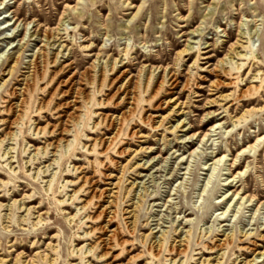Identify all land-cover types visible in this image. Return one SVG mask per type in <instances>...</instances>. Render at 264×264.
Segmentation results:
<instances>
[{
  "label": "rangeland",
  "instance_id": "rangeland-1",
  "mask_svg": "<svg viewBox=\"0 0 264 264\" xmlns=\"http://www.w3.org/2000/svg\"><path fill=\"white\" fill-rule=\"evenodd\" d=\"M56 28L66 54L60 63H71L62 72L53 63L58 50L45 48V33ZM237 38L246 47L243 58L221 63ZM186 46L192 49L184 51ZM38 52L46 55L43 71L33 78L34 92L10 140L15 108L7 109L19 100L11 92L22 87ZM115 61L120 63L112 71ZM164 73L176 80L175 87L169 77L157 89ZM71 75L69 98L56 88ZM84 83L85 94H75ZM124 83L137 97L133 114L121 119L128 100L115 89ZM68 98L79 108L71 123L65 121L71 109L58 107ZM169 99L174 103L165 105ZM176 104L181 105L171 112ZM65 125L67 143L54 149ZM5 137L2 264H216L221 253L220 264H264L258 255L264 252V0H0V138ZM104 139L111 140L107 150ZM86 178L99 191L120 182L113 198L90 200L82 210L92 195L90 183L77 191ZM110 200L114 213L95 220L98 207ZM135 202L132 227L126 210ZM109 215L115 218L106 231L87 235ZM113 230L110 256L103 258L99 247L88 253ZM227 234L232 244L219 251ZM183 238L188 246L179 254Z\"/></svg>",
  "mask_w": 264,
  "mask_h": 264
},
{
  "label": "bare ground",
  "instance_id": "bare-ground-1",
  "mask_svg": "<svg viewBox=\"0 0 264 264\" xmlns=\"http://www.w3.org/2000/svg\"><path fill=\"white\" fill-rule=\"evenodd\" d=\"M214 1V0H213ZM59 29L60 28H56L55 30H54V33L53 34H48V33H45V41H46V49H49V50H53V49H55V50H58L57 51V53H55V54H53L54 56V60H53V63L55 64V63H60V58H65V55H64V51H65V46L64 45H62V41H60L61 40V38H58V31H59ZM48 34V35H47ZM242 38H237L236 40H235V42L233 43V44H231V46L229 47V51H228V54H227V58H225L223 61H221V63L223 62H226V61H228V60H230V61H232V59H234V58H243V56L241 55V53L243 52V50L246 48V47H244L243 46V42H242V40H241ZM25 40V39H24ZM188 46H186V49L184 50V51H187V50H191L192 48L191 47H188ZM241 49V51H239ZM67 51V50H66ZM41 52V51H40ZM40 52H38V54L37 55H33L32 56V60H31V66H33L32 68H33V70L31 71V72H29L28 73V76H26L24 79V82H23V84H22V87H20L19 89H15L14 91H12L11 92V95H17L18 96V102L17 103H13V104H11V105H9V107H8V109H7V111H10L12 108H15L14 109V114H13V116H14V119L12 120V121H10L9 122V130H8V132L6 133V137H8V139H10V140H13V136H14V131L12 132L11 130L12 129H14L13 127H14V125H17L18 123H19V120L21 119V117H22V113H23V109H24V107H25V105L27 104V102H28V94H29V92L31 91V92H34V77H36V74L39 72V69H40V72L42 73V69L41 68H39L40 66L42 67V63H44V55L45 54H41ZM204 53H207V52H204ZM40 54V55H39ZM43 55V56H42ZM46 56V55H45ZM233 57V58H232ZM97 58H99V57H97ZM212 58V56H208V57H206V58H204V59H211ZM66 59V58H65ZM112 59V58H111ZM98 60V59H97ZM100 60V59H99ZM96 61L97 62V64L94 66V68H95V70L96 69H98V68H100V61ZM107 60V59H106ZM117 60V59H116ZM43 61V62H42ZM46 61V60H45ZM65 61L66 60H64L63 61V63H65ZM119 61V60H118ZM18 63H19V56L18 57H16V58H14V60H13V63H12V65L9 67V70H8V75H12V73H13V71H15V69H16V67H17V65H18ZM118 63H120V62H118ZM116 61L114 62V65L112 66V68H111V70L113 71L114 70V68L116 67V64H118ZM122 63V62H121ZM93 64V63H92ZM105 64H107V63H104V66H105ZM60 65H61V68L58 70V71H67L70 67H71V63H65L64 65H62V63H60ZM45 66V65H44ZM103 66V65H102ZM111 67V66H110ZM238 67H240V66H238ZM93 68V69H94ZM103 68V69H102ZM124 68V67H123ZM92 69V70H93ZM104 69H105V67H101V77L102 78H104V75H105V72L106 71H104ZM242 68L240 67L239 68V70H241ZM87 70V69H86ZM95 70H94V72H95ZM155 71V70H154ZM54 72V71H53ZM86 72V71H85ZM84 72V73H85ZM91 72V71H90ZM152 72V71H151ZM92 73V72H91ZM110 73V72H109ZM124 73H125V71H122L120 74H119V76H117L115 79H113V81H112V83H110L111 85H113V84H115V83H118V80H119V78L120 77H122V75H124ZM153 73V72H152ZM152 73H151V75H150V77H149V80H150V78H151V76H152ZM226 73V72H225ZM95 74H96V72H95ZM126 74V73H125ZM167 74V73H166ZM39 75H40V73H39ZM85 75H87V73L85 74ZM88 76V75H87ZM86 76V77H87ZM90 76V75H89ZM99 76V75H98ZM218 76V75H217ZM85 77V78H86ZM90 77H94V75L92 76H90ZM111 77V76H110ZM170 77V86H173V87H175L176 86V80L175 79H173V77H172V75L170 76V75H165V73L163 74V77H162V80L160 81L159 79V84H158V86H157V89L158 88H160L161 86H163L164 85V83L166 82V80L168 79ZM52 78V77H51ZM84 78V77H83ZM124 78V77H123ZM41 79V78H40ZM101 79V78H100ZM124 79H126V78H124ZM58 80V79H57ZM84 80V79H83ZM90 80H92L91 78H90ZM103 80L104 79H101V82L100 83H102L103 84ZM131 80V79H130ZM222 80V79H221ZM93 81V80H92ZM92 81H89V80H87V81H85V82H87L88 84H90V82H92ZM117 81V82H116ZM139 81V80H138ZM219 81V80H218ZM6 82V81H5ZM5 82L4 83H2L3 85L5 84ZM187 82V81H186ZM220 82V81H219ZM231 82V81H230ZM230 82H229V84H230ZM49 83H50V81H49ZM99 83V82H98ZM126 83H128V81L126 82ZM129 83H130V81H129ZM128 83V84H129ZM147 83V82H146ZM167 83V82H166ZM221 83V82H220ZM32 84H33V86H32ZM101 84V85H102ZM92 85V84H91ZM99 85V84H98ZM109 85V84H108ZM83 87H78V88H76L75 89V94H77V95H82V94H85V89L87 88V84L86 83H84L83 85H82ZM137 87V86H136ZM146 87V86H145ZM100 88V87H99ZM56 89H59L60 90V93L62 94V96L64 95V96H67V97H69L70 98V94L73 92V90H74V82H73V76L71 75V76H69V77H67V79H65V80H62L61 82H59V84H58V86H57V88ZM113 90V89H112ZM115 93H118V92H120V93H122L123 94V97L121 98L122 100H124V99H127L128 101V107L126 108V110L122 113V115L120 116V118L121 119H124L125 117H128L129 115H131V114H133V112H134V109H135V105L136 104H134L135 103V101H136V97H135V95L132 93V91L130 90V89H128V87L126 86V84L124 83V84H122V85H120V86H118V87H116V89H115ZM145 91V90H144ZM154 91V90H153ZM172 92V91H171ZM51 93H52V91H51ZM89 93V92H88ZM156 93V92H155ZM174 93V92H173ZM244 94H245V92H243ZM73 94V93H72ZM112 94H114V93H112ZM242 94V93H241ZM51 95V94H50ZM89 95V94H88ZM53 96V95H52ZM76 96V95H75ZM85 96V95H84ZM113 96V95H112ZM155 96V95H154ZM80 97V96H79ZM109 97V96H108ZM223 97V96H222ZM242 97V96H241ZM52 98V97H51ZM69 98L68 99H66V102H64V103H62V104H60L58 107H60L61 108V106H65V107H68L69 109H71V111L70 112H68V114H67V119L65 120V121H67V122H72L74 119H76L77 118V115H76V112H77V110L79 109L78 107H76L75 106V104H73V105H71V103H73V102H71V101H68L69 100ZM83 98V97H82ZM153 98V97H152ZM240 98V97H239ZM111 99V98H110ZM86 100V99H85ZM121 100V101H122ZM139 100V99H138ZM80 101V100H79ZM44 102V101H43ZM118 102H120V101H118ZM75 103V102H74ZM100 103V102H99ZM159 104H160V102H158ZM169 103H174L173 102V99H169L168 101H165L164 102V104L166 105H168ZM47 104V103H46ZM90 104V103H89ZM45 105V104H44ZM58 105V104H57ZM125 105V104H124ZM160 105H162V104H160ZM180 105L181 104H176L174 107H173V109L171 110V112H173L175 109H177V107H180ZM123 106V105H122ZM44 108H45V106H44ZM55 109H57V108H55ZM40 110V109H39ZM81 110V109H80ZM181 110V109H180ZM178 111V110H177ZM60 112V111H59ZM67 112V111H66ZM66 114V113H65ZM182 114V113H181ZM12 117V116H11ZM103 117V116H102ZM105 117V116H104ZM147 117V116H146ZM145 117V118H146ZM7 120V119H6ZM105 120H106V118H105ZM149 120V119H148ZM122 121V120H121ZM70 122V123H71ZM184 122V121H183ZM61 123H64V122H60V123H58L59 125L61 124ZM121 123V122H120ZM154 123V122H153ZM181 123V122H180ZM65 124V123H64ZM108 124V123H107ZM97 125V124H96ZM114 125V118L113 119H110V122H109V127L110 126H113ZM180 125V124H179ZM68 126V125H67ZM95 126V125H94ZM122 126V125H121ZM57 126H54V127H52L53 128V131H54V129L56 128ZM156 127V126H155ZM178 125L174 128V130H172V131H177L178 130ZM50 128H51V126H50ZM38 129V128H37ZM120 128L118 127V128H116V132H115V134L116 133H118V130H119ZM122 129V128H121ZM172 129V128H171ZM95 130V129H94ZM183 130V129H182ZM53 131L51 130V133H53ZM67 131H69L68 130V128H66V125H65V127H63L62 128V132H61V138L58 140V143H57V145L54 147V149H57L58 150V148L59 147H61V144H62V142H65V143H67V141H66V139H65V137L64 136H66L67 134ZM131 133V132H130ZM132 134V133H131ZM133 134H134V132H133ZM139 135V134H138ZM129 136V135H128ZM207 135L205 134L204 135V137L203 138H205ZM3 138L2 140H1V138H0V147H2V144L5 142V139H7V138ZM104 140H106V139H104ZM104 140H100V143L101 144H103L104 143ZM96 141V140H95ZM98 141V140H97ZM106 142H107V140H106ZM105 142V143H106ZM56 143V142H55ZM69 143V142H68ZM104 143V144H105ZM52 145H54L53 143H51ZM51 144H48L47 146H45L44 148H43V154H47V152H46V149L48 148V147H50V146H52ZM110 144H111V140H108V142H107V147L105 148L106 150H107V148H109V146H110ZM93 146V145H92ZM105 146V145H104ZM11 150V149H10ZM91 150V149H90ZM89 150V151H90ZM88 151V152H89ZM105 151V150H104ZM122 151V150H121ZM57 153V152H56ZM122 153V152H121ZM103 154H104V152H103ZM5 157L6 156H8V152H5ZM39 155V153H38V149H37V151L35 152V154H34V157L36 158L37 156ZM56 155V154H55ZM56 160H54V162H55ZM139 165V164H138ZM11 166V165H10ZM145 166V165H144ZM45 168V167H44ZM49 168H50V166H47V168H46V170L43 172V173H48V171H49ZM78 169V168H77ZM235 170V169H234ZM84 177V176H83ZM108 177V176H107ZM90 179V178H89ZM114 179V178H113ZM118 181H119V178L117 179ZM118 181L116 182V183H109V186H111V188L110 189H103V190H97V188H94L92 185H93V182L91 181V183H90V181H87V178L86 179H84V181H82L83 182V184L80 186V188H79V190H77V191H80L85 185H87L88 183H90L91 184V188H92V195H91V197H90V199H89V201H87L83 206H82V210H84L85 208H86V206L89 204V202H90V200L92 201V200H94V199H97V200H101V199H103V198H109V199H111V198H113L114 197V194L116 193L115 191H114V189H115V187H117V184H118ZM120 182V181H119ZM135 184H133V186H134ZM137 186V185H136ZM135 187V186H134ZM49 188H50V186H49ZM48 191H49V189H47ZM90 191V190H89ZM117 195V194H116ZM1 197V196H0ZM236 197H237V195H236ZM72 198V197H71ZM16 202L17 201H14V204H16ZM105 202V201H104ZM112 202H113V200H110V201H108L107 202V205L106 206H99L98 208H99V211H97V215L95 216V220L96 219H101L102 217H104V215L106 216L107 214H113L114 212H112L111 210H110V207H112L111 206V204H112ZM138 202V201H137ZM100 203V202H99ZM136 203V202H135ZM23 206V205H22ZM137 207H138V204L136 203V204H134L133 206H132V209H130V210H126V214L128 215V217H127V219H128V222H127V224H129V225H132V227L133 226H135L136 225V212H137ZM23 208V207H22ZM21 208V209H22ZM17 209H18V207H17ZM28 213L30 212V209H25ZM113 210V209H112ZM39 218H40V216H38ZM42 217V216H41ZM74 217V216H73ZM113 218H115V216H113L112 217V215H109V217H108V219H107V221H106V223H105V225L104 226H99L97 229H92L89 233H87V235H89V234H92V233H94L96 230H99V231H102V232H104V231H106V225L108 224V223H110V221H112L113 220ZM73 219V218H72ZM104 220H106V219H104ZM93 228V227H92ZM164 235V234H163ZM119 236V235H118ZM116 238H117V233L113 230L112 232H109V234L108 235H106V234H102L101 236H99L98 238H97V242L96 243H94V245L93 246H91L90 247V249L88 250V253H91L94 249H95V247L97 248V247H99L100 249H102V251L104 250V252L102 253V257L103 258H106L108 255L110 256V250H112V248H114V246L115 245H113V240H116ZM119 238V237H118ZM162 237L159 239V240H156V247H157V256H159V253H160V250H161V248H162V245H163V243H162ZM187 241V239L186 238H183L182 240H180L179 241V254L180 253H182V252H185L186 251V249H184V248H186L188 245H185V242ZM232 241H233V237L232 236H229L228 234L224 237V239L220 242V244H218L217 246H216V248H218V250L219 251H223V250H225L229 245H231L232 244ZM116 242V241H115ZM117 243V242H116ZM120 243V242H119ZM181 247H183V249L181 248ZM75 250V249H74ZM155 250V249H154ZM78 251V250H77ZM155 253V252H154ZM221 255V257L220 258H218V259H222V257H223V255H224V253L222 254H220ZM258 255H260V257H264V252H262V253H258ZM116 257V256H115ZM11 259V258H10ZM214 259V258H213ZM217 258H215V260H217L216 261V264H220V261L218 260ZM254 261V260H253ZM204 262H207V261H204ZM3 263V261L0 259V264H2ZM14 264V263H13ZM90 264V263H89ZM104 264H108L107 263V261L106 262H104ZM110 264V263H109ZM244 264H251V262H246V263H244Z\"/></svg>",
  "mask_w": 264,
  "mask_h": 264
}]
</instances>
